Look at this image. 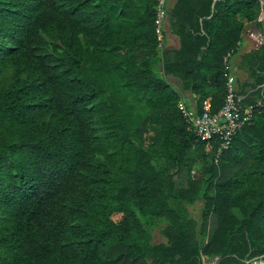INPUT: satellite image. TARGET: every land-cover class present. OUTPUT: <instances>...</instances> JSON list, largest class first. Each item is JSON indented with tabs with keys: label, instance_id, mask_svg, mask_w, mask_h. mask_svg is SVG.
<instances>
[{
	"label": "trees",
	"instance_id": "obj_1",
	"mask_svg": "<svg viewBox=\"0 0 264 264\" xmlns=\"http://www.w3.org/2000/svg\"><path fill=\"white\" fill-rule=\"evenodd\" d=\"M155 3L0 0V264H264V40L239 55L251 114L216 160L164 79L216 111L261 2L174 0L172 50Z\"/></svg>",
	"mask_w": 264,
	"mask_h": 264
},
{
	"label": "built area",
	"instance_id": "obj_2",
	"mask_svg": "<svg viewBox=\"0 0 264 264\" xmlns=\"http://www.w3.org/2000/svg\"><path fill=\"white\" fill-rule=\"evenodd\" d=\"M155 1L154 32L157 39L156 46L161 48L163 45L162 22L166 17L165 0ZM235 90L233 76L228 72L225 74L223 99L216 111H210L207 101L202 102L198 113L189 111L178 103L182 116L190 124L199 140L204 142L206 147L216 144L214 160L222 150L227 149L237 127L250 118V106L240 109Z\"/></svg>",
	"mask_w": 264,
	"mask_h": 264
},
{
	"label": "crops",
	"instance_id": "obj_3",
	"mask_svg": "<svg viewBox=\"0 0 264 264\" xmlns=\"http://www.w3.org/2000/svg\"><path fill=\"white\" fill-rule=\"evenodd\" d=\"M174 0H172L170 6L172 5ZM169 6V7H170ZM168 7V8H169ZM166 10L168 9L167 7H165ZM167 12V11H166ZM166 23H167V16H166ZM250 24V23H249ZM247 24L240 35V40L237 44V52L236 54H234L230 59H229V70L230 72H238L239 70H237L236 65L238 64L239 61V55L242 53H246L248 51H250L251 49H255L258 47V45L261 43L258 40L262 37L263 35H250V33H248V29L250 27V25ZM168 26V23H167ZM163 44L164 47L172 50V49H176L178 47V38L176 35H174L169 26L167 28V35L164 36L163 39ZM237 60V61H236ZM236 62V63H235ZM244 76V74H243ZM164 79L177 91H179L182 95V98L180 99V102L183 103L185 105V108L189 111H194V100L196 98V96L194 94H192L191 92L188 91H183L181 90V86H180V80L178 79V77L172 75V74H164ZM239 99V97H238Z\"/></svg>",
	"mask_w": 264,
	"mask_h": 264
},
{
	"label": "rangeland",
	"instance_id": "obj_4",
	"mask_svg": "<svg viewBox=\"0 0 264 264\" xmlns=\"http://www.w3.org/2000/svg\"><path fill=\"white\" fill-rule=\"evenodd\" d=\"M171 2H172V0H165V7L168 8L170 6ZM166 16H167V14H166ZM249 25H250V27H249L247 32L250 33V35H262L261 32H259V29L256 28V25L253 22H251ZM167 28H168V26H167L166 17H165L163 22H162V31L164 32L163 39H164V36L167 35ZM263 40H264V37H262V39L260 38L258 41L262 43ZM230 74L233 76L235 86H236V79H237V81H240L244 77L243 73L241 71H238V72H232L231 71ZM155 163H157V162H155ZM199 207H200V202L199 201H195L192 205H188L187 206V209H188L189 213L195 219H198ZM236 215L240 216L238 214V212H236ZM151 241H152V243L164 242V237L159 233V228L158 227L153 229L152 234H151ZM210 262H211L210 258H206V257H202L201 258V264H208ZM256 262L257 263H263L264 259L260 260V261H256Z\"/></svg>",
	"mask_w": 264,
	"mask_h": 264
},
{
	"label": "water",
	"instance_id": "obj_5",
	"mask_svg": "<svg viewBox=\"0 0 264 264\" xmlns=\"http://www.w3.org/2000/svg\"><path fill=\"white\" fill-rule=\"evenodd\" d=\"M215 1L216 0H211V4H210L211 9L213 8V4ZM260 2H261V12L259 13L258 20H261V25L264 30V0H260ZM261 258H264V253L258 256L257 258H253V259H261Z\"/></svg>",
	"mask_w": 264,
	"mask_h": 264
},
{
	"label": "flooded vegetation",
	"instance_id": "obj_6",
	"mask_svg": "<svg viewBox=\"0 0 264 264\" xmlns=\"http://www.w3.org/2000/svg\"><path fill=\"white\" fill-rule=\"evenodd\" d=\"M260 32V31H259ZM262 34V33H261Z\"/></svg>",
	"mask_w": 264,
	"mask_h": 264
}]
</instances>
